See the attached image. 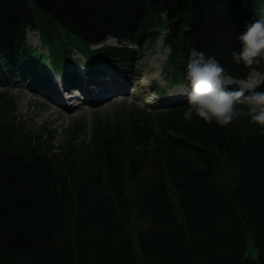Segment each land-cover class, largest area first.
I'll use <instances>...</instances> for the list:
<instances>
[{
    "label": "trees",
    "instance_id": "obj_1",
    "mask_svg": "<svg viewBox=\"0 0 264 264\" xmlns=\"http://www.w3.org/2000/svg\"><path fill=\"white\" fill-rule=\"evenodd\" d=\"M244 15V0H0V83L35 58L28 29L56 62L78 48L115 67L130 51L90 45L168 28L175 79L193 47L242 76ZM15 107L0 88V264H264V130L246 116L221 126L121 106L84 138L72 124L56 150V131L35 135Z\"/></svg>",
    "mask_w": 264,
    "mask_h": 264
},
{
    "label": "clouds",
    "instance_id": "obj_2",
    "mask_svg": "<svg viewBox=\"0 0 264 264\" xmlns=\"http://www.w3.org/2000/svg\"><path fill=\"white\" fill-rule=\"evenodd\" d=\"M237 38L240 47L232 51L235 62L253 65L264 60V17L247 23ZM185 79L187 103L182 115L186 121L195 117L226 126L243 115L264 130V87H229L225 66L195 47L189 50Z\"/></svg>",
    "mask_w": 264,
    "mask_h": 264
},
{
    "label": "rangeland",
    "instance_id": "obj_3",
    "mask_svg": "<svg viewBox=\"0 0 264 264\" xmlns=\"http://www.w3.org/2000/svg\"><path fill=\"white\" fill-rule=\"evenodd\" d=\"M27 43L36 48L40 55L48 54L47 48L40 42L38 32L29 31ZM165 55H167V50L162 48V42H159L155 48V54H151L150 49H144L142 52L141 66L137 69H141L142 73L148 76L151 85L155 82L159 85L164 84V77L157 67H162L164 63L163 57H165ZM77 66L79 65L77 64ZM126 82L130 84L128 87L130 92L129 96L111 101L95 102L93 105H86L84 108L72 107L69 109L58 107L53 101L41 96H36L28 92L25 88L16 86L13 88V96L18 102L15 112L17 122L24 124L28 130L35 132V135L43 131L55 130L56 140L51 145L57 150L56 147L60 146L59 144L65 139L66 131H70L69 128L73 123H79L82 127L79 136L76 137V139H81L88 136L92 118H94L96 114L103 115L104 113H112L116 108L120 107V105H140L146 107L150 103L149 100L143 99L144 90H147V87L139 86L133 78L127 79ZM142 83H147V80L146 82L142 81ZM20 86L23 85L20 84ZM169 91L168 89L167 92ZM173 91L175 90H171V92ZM73 99L76 98L74 97ZM81 123H85L86 126H83ZM131 237L135 247H137V235L135 236V234L132 233ZM248 246L247 256L256 257L257 250L251 240Z\"/></svg>",
    "mask_w": 264,
    "mask_h": 264
},
{
    "label": "bare ground",
    "instance_id": "obj_4",
    "mask_svg": "<svg viewBox=\"0 0 264 264\" xmlns=\"http://www.w3.org/2000/svg\"><path fill=\"white\" fill-rule=\"evenodd\" d=\"M142 81H143V82H146V80H145V79H143Z\"/></svg>",
    "mask_w": 264,
    "mask_h": 264
}]
</instances>
